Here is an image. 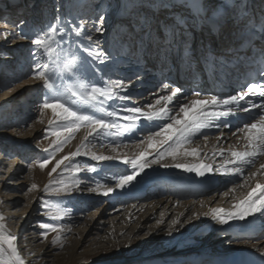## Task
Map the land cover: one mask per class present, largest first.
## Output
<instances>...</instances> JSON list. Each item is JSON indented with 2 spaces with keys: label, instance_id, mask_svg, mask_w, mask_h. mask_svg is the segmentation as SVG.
<instances>
[{
  "label": "snow or ice",
  "instance_id": "1",
  "mask_svg": "<svg viewBox=\"0 0 264 264\" xmlns=\"http://www.w3.org/2000/svg\"><path fill=\"white\" fill-rule=\"evenodd\" d=\"M117 8L127 17L128 30L121 39L131 38L137 42L130 47H142L145 43L144 37L147 36L151 44L158 45L163 42L166 46H173L175 42L188 52L189 36L197 28L201 32L218 33L223 32L229 23H233L237 26V36L236 44L229 50L230 58L239 59L241 50L247 48L252 58L264 66V14L257 22V16L249 15L246 5L237 11L238 5L231 0H123L122 3L118 0ZM177 9L181 11L177 13ZM158 11L160 15L171 12V23L160 24ZM105 17L106 13L100 14L90 22L91 33L103 35L106 31ZM153 22H156L155 34ZM87 24L85 21L77 24L67 20L62 22L58 15L53 23L36 33L24 31L26 22L23 20L13 29L0 33V39L6 41L9 36L13 37L10 43L25 39L30 41L33 46V64L29 78L39 82L44 90L38 120L43 123V117L49 109L55 117L48 121L49 126H54L56 130L50 133L55 136V140L51 141L48 148L43 149L48 153L47 157L29 165L30 168L38 166L43 170L54 161L48 172L50 179L42 189L35 182L26 186L24 195L42 191L49 197H40L41 207L45 209L44 215L52 220H62L68 212L60 206V199L79 189L81 184L74 174L97 172L94 165L86 164L81 167L74 163L76 157L89 156L94 161L118 160L126 166V170L130 167L128 174L118 176L115 188L97 184L89 191L108 196L116 189H124L132 184L153 165L194 172L200 177L215 171L221 175L243 178V183L232 187L229 192L234 194L238 187L245 186L249 187V191L243 197H235L236 202L231 208L213 207L203 213L204 216L220 225H229L234 220L244 221L256 214L264 216V71L258 73L260 82H247L235 94L205 97L201 92H193L192 95L196 98L188 100L184 89L164 84L163 89L168 90L169 94L158 95L154 104L149 103L146 106L147 110L139 106H117L121 101L132 102L129 89L134 82L110 79L102 71L115 57L100 46L99 40L93 34L85 31ZM117 35H120V30ZM156 36L161 39L157 40ZM204 58L213 64L221 62L219 57L210 52H205ZM250 97L260 100L257 103ZM254 110L255 114L250 115L242 125L235 126V131L232 132L237 143L243 145L242 149L231 146L227 149H216L214 156L224 157L227 154V159L215 169L212 163L199 159L201 149L192 147L196 138L202 137L207 142L205 130L231 129L234 125L229 118H236L238 113L250 114ZM144 127H148L149 131L139 140L136 145L139 151L132 157L97 154L89 147L93 140L138 134L144 131ZM81 128L86 129V133L76 150L57 159L56 154L63 152L65 145L75 138ZM222 136L223 133L217 137V142H220ZM47 138L46 135L45 139ZM118 148L119 145L114 143L112 152L116 153ZM150 155L153 156L151 160L148 159ZM203 155L207 157V153ZM188 157L197 158V162H182ZM169 158L173 161L172 164L165 162ZM257 164L259 167H256ZM253 168L254 171L251 170ZM11 170L9 167V171ZM65 173L73 175L69 178ZM249 180L254 182V186L248 185ZM229 192L223 195L228 196ZM200 215L195 214L196 217ZM4 220L5 216L0 213V264H28L18 247V237L7 231ZM172 224L178 225L180 220L176 219ZM37 226L40 229L41 243L47 240L50 232H55L51 244L61 249L65 246L66 237L62 233L71 231L70 228L65 229L43 221L38 222ZM171 231L170 226L169 235ZM252 247L264 258V248H257L255 245Z\"/></svg>",
  "mask_w": 264,
  "mask_h": 264
},
{
  "label": "bare ground",
  "instance_id": "2",
  "mask_svg": "<svg viewBox=\"0 0 264 264\" xmlns=\"http://www.w3.org/2000/svg\"><path fill=\"white\" fill-rule=\"evenodd\" d=\"M262 1L263 0H231L232 3L238 5L237 11L244 8L246 5L249 15L255 14L257 16V22L259 17L264 14V9L261 6ZM23 2L24 0H7V3L5 4V7L2 8V11L0 9V17L8 15L10 13L8 10L14 11L15 9L18 12H16V15L14 16H21V13L24 11ZM19 11L21 12L19 13ZM176 11L179 13L181 10L177 9ZM119 13H121L123 19L126 18V15L122 14V10ZM167 15L172 14L167 12L166 17ZM14 16H12V19L16 18ZM169 23H171V21ZM153 25L154 24H152V27ZM6 28L7 21L3 18L0 19V32ZM16 30L18 31L19 29ZM197 30L198 29H196L195 32H197V36L200 38L197 39L196 37V39L200 41V46L198 47L196 44L191 46L189 44L190 50L188 52H185L179 44L175 42L173 43V46H166L163 42L156 45L149 43L146 39V42L141 47V51L142 53L144 52V56L143 60L141 62L139 61V66L145 65L142 72H149V77L145 82H141V79L143 78L133 80L134 84L129 89L132 102L129 103L121 101L117 106H139L147 110L146 106L149 103L154 104L158 95L169 94L168 90L163 89V85L165 84L166 79H168L170 72V69L167 68L164 63V56L167 57V54H171L172 57L170 58L172 59L179 55L186 60V64L183 68L187 71V74H191V77L197 72V67L192 63L195 59L194 55H202L205 52L214 54V56L219 57L221 61L220 63L210 64V71L212 72L215 80L214 85L217 88L224 89L222 96L238 92L239 88L243 86L245 80L247 79V72L249 70L247 68L248 62L258 61L252 58L251 53L248 52L247 48L241 50L239 59L235 57L230 58L231 54L229 50L236 44L237 26L233 23H229L223 32L218 33H208L207 31L201 33V31ZM231 30L234 32L232 33ZM194 37L195 33L190 34L189 43L196 41L192 40L195 39ZM204 37L208 39L205 41V45L209 42L210 44L212 43L210 51H207L208 49L204 48L202 45ZM169 39H171V37H169ZM132 41L133 40L130 38V45H135V43H131ZM26 42L28 41H25V43ZM18 46L19 43H15L13 46L14 50L22 48L24 45ZM168 47H170V49H167ZM134 50L136 51V47L132 46L131 51L133 52ZM133 53L135 54V52ZM131 68L134 69L135 67L133 66ZM125 75H128V73L124 72V76ZM10 81L12 82L11 79ZM140 82L143 85L139 87L137 85H139ZM170 87L173 86L170 85ZM182 89H184L188 100L196 98L193 97V92H201L205 97L209 95H216L218 93L208 91L201 82L192 80L189 76H185V85ZM24 90V85L19 86L14 84L12 89L8 90L6 96L0 100V106H8L9 103H11L10 101L12 98V101L14 102L17 94H19L18 98L22 99V93ZM181 100H183V98H181ZM170 107H172V105H170ZM47 113L48 115L50 114L49 116L52 115L50 110L46 111V114ZM254 114L255 110L250 114L238 113L236 118H229L231 120L237 119L236 123L232 122L234 126L231 129L223 128L222 130H218L213 128L205 130L204 134L208 136L205 147H202V145L199 144L196 145L195 142L192 144V147H198L201 149V156L199 159H202L205 163H212L215 169L219 166V164L223 163L224 160L227 159V154H225L224 157H220L219 155L214 156L213 152L216 149H227L230 147V145L226 147L227 144H231V147L238 150L242 149L243 145L237 143L236 138L232 136V132L235 131V126L242 125L243 121H246L250 115ZM84 130L86 131V129ZM148 131L149 128L144 127L143 132L131 134L128 139L130 140L131 137L142 138L147 135ZM85 133L86 132H84V135ZM221 133H223L222 139L220 142H217V137H220ZM80 138L78 137L74 141V147L81 142ZM74 147L71 146L70 149L72 150ZM131 147V153L126 155L128 157L132 153L135 155V153L138 152L136 143L132 144ZM21 151L23 152L24 150L21 149ZM150 151L154 152V150ZM204 153H207V157L203 155ZM116 155H120L122 157L121 152H116ZM151 157L153 158V156L150 155L149 158ZM3 160L4 159H2V162L0 161V164L2 165L4 162ZM165 162L169 164L173 163L170 158ZM182 162L195 163L197 162V158L188 157ZM122 166L123 171L126 170V166L123 164ZM256 167H259V164H257ZM147 170H149V172L141 178V181L138 184L132 187L130 186V188L125 191L122 189H116L108 196L101 195L96 191L93 192V194L82 193L78 194L77 203L80 205L79 212L85 213V211L91 207H101L103 205L101 203V199L103 197L108 200L113 209L112 214H115V217L111 220L112 229L109 231L110 236L106 237V239L103 238V241L105 240L109 243V241L114 239L113 242L115 243V241L118 240L122 241L123 239L129 240L133 237H139L144 244H147L148 242L150 243V241H155L158 249L156 251L154 250L149 255H126L122 257L109 258L92 264H182L183 260L187 258L197 262L204 260L207 262L206 264H261L264 262V258H262L259 252L252 247L255 245L257 248H264V230H261V228L264 227V216L256 214L255 216L248 217L244 221L234 220L231 221L229 225H220L212 221L210 217L203 215V213L210 211L213 207L231 208L236 202L235 197H243L247 191H249L248 186L238 187L234 194L229 192V188L227 190V187L230 185H232V188L236 185L242 184V177L225 176L215 171L205 177H200L194 172L189 173L174 167L164 168L159 165H153ZM251 170L254 171L255 168ZM247 171L248 170L246 169L245 174H247ZM1 178L2 177H0V179ZM113 179L114 178H112V182L115 181V179ZM3 181L1 183H3ZM106 184L107 183L105 182V185ZM4 185L7 186V183L5 182ZM13 185L20 186L21 181L16 183L14 182ZM248 185L254 186V182L249 180ZM112 187L115 188V184L112 185ZM225 192H229V195L224 196L223 193ZM2 198H4V202L9 203L10 205L12 204L13 207L18 203L20 196H18V194L14 196L4 195L0 197V201H2ZM198 198H203L204 201H201V199ZM0 206L4 205L0 203ZM196 213H200L201 215L196 217ZM100 214L101 215L99 217L103 215L107 216L106 211H102ZM13 215L17 219L16 225H19L21 219L22 222H27L29 227L35 219L34 210L31 206H29V208L25 211L20 207V211L15 212ZM82 216L83 217L80 215V217L74 216L69 218H88L87 215ZM90 217L91 219L89 218V224L93 221H97L98 219L96 218V213L92 214ZM176 219L180 220V224L173 225L172 222ZM155 220L156 222L153 223ZM158 221H163V223H158ZM170 226L172 227L171 235H169ZM20 227H22V225H20ZM147 228L148 232L146 233ZM33 229L34 226H30L29 230L33 231ZM7 231L10 234H15L17 236V233L10 232L9 230ZM240 231L243 233L250 232V236L252 237L248 238L249 240H244L245 238L240 236ZM217 232H221L219 239L215 238L212 243L207 241L208 238H211V236L215 235ZM29 236L27 239L21 241L23 243V249L25 252H28V254L33 252L32 243L35 238L33 235L29 234ZM37 237H39V239L41 238L40 235ZM21 238L23 239V237L20 236V239ZM169 244L170 246H168ZM21 255L25 257L29 264L27 255L22 252ZM38 255H45V253L40 250Z\"/></svg>",
  "mask_w": 264,
  "mask_h": 264
},
{
  "label": "rangeland",
  "instance_id": "3",
  "mask_svg": "<svg viewBox=\"0 0 264 264\" xmlns=\"http://www.w3.org/2000/svg\"><path fill=\"white\" fill-rule=\"evenodd\" d=\"M119 2L122 3L123 0H119ZM6 3L7 0H0L1 11L2 8L5 7ZM23 3L24 11L21 13V16H14L16 15V12H18L16 9L14 11L8 10L10 12L9 14L12 13L13 15L8 14L6 18L7 28L0 33L13 29L14 26L19 24L21 20L26 22L24 31L29 32L30 34L45 29L49 24L55 21V18L58 15L60 16L62 22L67 20L72 24H77L80 21H85L88 22L85 31L89 34H93L94 38L99 40L100 46L105 51L111 52V54L115 57V59L108 64L107 68H102V71L106 72L108 78L113 80H124L127 82L128 80H137V77H139V79L143 78L141 79V82H145L149 77V72H142L144 66H139V61L141 62L144 56V52L142 53L141 47H136V51H133L135 52L134 54L131 51L129 43L130 38L129 40L121 39V37H123L127 32L128 28H126L127 17L125 16L126 18L123 19L121 13H119L121 10L117 8L118 0H24ZM261 6L264 9V0L262 1ZM57 8H59V12H57ZM20 12L21 11H19V13ZM104 13H106L104 24L106 31L103 35L99 33H91L90 22L97 18L100 14ZM157 14L162 20L161 22L159 19L161 24L166 23V21L167 23L172 21V18H170L172 15H167V18L166 13L160 15L158 12ZM12 16L16 18L12 19ZM0 19H2V16ZM152 28L155 34L156 28L154 25ZM118 30H120L119 36L117 35ZM12 39L13 37L11 36L8 37L7 41L0 39V100L6 96L8 90H11L14 84L19 86L24 85L25 90L22 93V99H19V94H17L14 102L12 101V98L10 101L11 103H9L8 106H0V158L4 159L3 165L0 164V177H2L0 179V183L4 180L3 183L0 184V197L4 195L14 196L18 194L20 199L18 200V203L12 207V204L10 205L9 203L4 202V198H2V205L4 206H0V213L5 216L4 223L6 224L7 230L17 233V237H19L17 244L20 252L27 255L29 264H92L109 258L122 257L126 255H149L154 250L156 251L158 247L155 241H150V243L148 242L147 244H144L139 237H133L129 240H118L115 241V243L113 242L114 239L109 241V243L108 241H103V238L106 239V237L110 236L109 231L112 229L111 220L115 217V214H112L113 209L105 197L101 199V203L103 204L101 207L94 206L85 211V213L79 212L80 205L77 203L78 194H93L95 191H89V189H94L97 184L105 185V182L107 183L106 187H112V185L116 183V179L119 175L128 174L130 167L128 168L129 170L127 169L123 171V166L118 160L94 161L89 156H80L75 158L74 163L80 165L81 167L86 164L90 166L94 165L97 168V172L85 171L74 174L75 178L81 181V184L79 189L74 190L71 194L60 199V206L68 212V215L62 220H52L48 216L44 215L45 209L41 207L40 197L44 196L45 199H49V197L43 194L42 191H34L28 193L27 196L24 195L27 191L26 186H30L31 183L35 182L42 189L50 179L48 172L54 165V161L43 170H41L38 166L34 169L30 168L29 165L33 161L41 160L47 157L48 153H45L43 149L48 148L51 141L55 140V136L50 135V133L56 129L54 126L50 127L48 124L49 120L55 119L53 114L49 116L50 114L48 115V113H45L43 123L38 120L39 105L43 99L44 90L39 86V82L29 78L33 64L31 57L33 46L27 39L16 40L15 43H19V46H24L14 50L13 46L15 43L9 42ZM144 39L146 42V39L148 40L147 36H145ZM156 39H160V36H156ZM25 41L28 42L25 43ZM131 43L136 44L137 42L132 41ZM167 49H170V47ZM133 66L135 67L134 69L131 68ZM124 72L128 73V75L124 76ZM10 79L12 80L13 85ZM141 82L137 86H142L143 84ZM168 83L169 81L167 80L165 84ZM13 130H15V133ZM84 132H86L84 128H81V130L75 134V138L65 145L63 152L56 154V158L59 159L68 152L75 151L79 144L74 147V141L78 137H81V141ZM46 135L48 137L47 139H45ZM128 138H130V136L114 139L112 137H108L93 140L89 147L91 151L98 154L116 155V153L112 152V147L115 143L119 145L117 153L121 152L123 157L131 153V149L133 147H131V145L134 143L137 145L141 139L131 137L129 140ZM194 142L196 145H202V147H205L206 145V142L202 137L196 138ZM229 145L231 146V144H227L226 147ZM71 146H73L74 149L71 150ZM21 149L24 151L22 152ZM133 154L134 153L129 155V157L134 156ZM151 158L148 156V159ZM2 159H0L1 162ZM65 163H67V161ZM9 167H11V171H9ZM57 171L59 172L60 169ZM148 172L149 170L146 169L136 181L128 185V188L125 187L122 190L125 191L129 189L130 186L132 187L138 184L141 181V178ZM64 175L71 178L73 174L65 173ZM53 176L55 177L56 174H53ZM112 178L115 179V183L112 182ZM20 181V186L13 185L14 182L16 183ZM5 182L7 183V186L4 185ZM231 186L232 185L227 187V190L228 188L231 189ZM101 191H103V189ZM198 199L204 201L203 198ZM29 206L32 207L35 215V219L30 225L34 226L33 231L29 230L30 226L28 227L27 222H22L21 219L19 225H16L17 219L13 215L15 212L20 211V207L25 211L29 208ZM102 211H106L107 216L103 215L99 217ZM94 213H96V218L98 219L97 221H93L89 224L91 219L90 216ZM80 215L81 217H83L82 215H87L88 218H69L74 216L80 217ZM40 221L62 226L65 229H71V231H65L62 233V236L66 237V243L62 249L59 248V246L51 244L52 237L56 235L55 232H50L47 240L43 243L40 242L41 238L39 239V237H37L40 235V229L37 226ZM155 222L156 220L153 223ZM20 225H22V227H20ZM261 230H264V227L261 228ZM147 232L148 228L146 233ZM239 233L242 238H245L244 240H249L248 238L252 237L250 236V232L243 233L240 231ZM29 234L35 237L32 243V253H35V255H30V253L28 254V252H25L22 247L23 243L21 241L25 240V238L27 239ZM19 235L23 237V239H20ZM220 236L221 232H217L215 235L211 236V238H208L207 241L212 243L215 238L219 239ZM168 246H170V244ZM40 250L43 251L45 255H38ZM201 262L192 261V259L190 260V258H187L183 260L182 264L207 263L204 260Z\"/></svg>",
  "mask_w": 264,
  "mask_h": 264
}]
</instances>
